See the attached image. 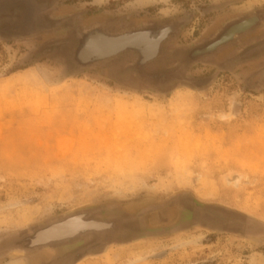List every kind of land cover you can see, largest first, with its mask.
Returning a JSON list of instances; mask_svg holds the SVG:
<instances>
[{
	"label": "rangeland",
	"instance_id": "obj_1",
	"mask_svg": "<svg viewBox=\"0 0 264 264\" xmlns=\"http://www.w3.org/2000/svg\"><path fill=\"white\" fill-rule=\"evenodd\" d=\"M38 1L48 7L41 19L55 27L6 35L1 27L18 13L0 15V243L101 205L132 214L162 205L145 218L149 227L167 226L180 214L168 204L187 194L262 227L195 226L113 244L77 264H264V20L183 63L234 20L264 15V0ZM164 22L180 29L145 69L180 67L169 83L136 73L132 52L85 68L72 63L75 35L85 29ZM53 256L12 253L0 264H49Z\"/></svg>",
	"mask_w": 264,
	"mask_h": 264
},
{
	"label": "water",
	"instance_id": "obj_2",
	"mask_svg": "<svg viewBox=\"0 0 264 264\" xmlns=\"http://www.w3.org/2000/svg\"><path fill=\"white\" fill-rule=\"evenodd\" d=\"M26 1L0 0V15L18 13L15 19L1 27L2 33L11 36H26L56 26L54 23H47L41 19V14L48 9L46 5L38 0H31L32 3L28 6ZM263 20V14H250L234 20L211 41L192 47L185 55L183 63L189 64L215 53L220 47L233 42L238 36L260 25ZM28 21H31L35 27H25L29 23ZM179 29V25L173 22L120 32H111L103 27L94 26L75 35L76 45L71 52L72 63L79 68H85L132 52L136 57L132 63L133 70L147 82L163 85L176 78L180 67L173 71L157 72H148L145 67L163 54L164 43L177 34ZM168 205L178 208L179 218L175 223L162 227H149L145 218L149 212L161 210L162 205L147 207L137 214L106 205L81 208L8 237L0 243V258L12 253L29 254L50 250L54 252V256L49 264H76L89 256L105 252L113 244H125L140 239L167 236L195 226L223 231L234 230L242 233L248 231L252 233L262 227L257 221L241 217L240 214L220 206L201 203L187 194L175 198ZM87 213L91 217L88 219L92 222L96 221L97 226L88 223L89 225L82 226L85 228H80L77 234L53 239L45 244L21 247L16 244L20 238L33 237L37 232L52 224H65L71 219H76ZM84 217L81 220H84ZM247 225L251 226V230ZM114 235L117 236L114 237ZM76 254H83V256L79 261L73 263L71 259Z\"/></svg>",
	"mask_w": 264,
	"mask_h": 264
},
{
	"label": "bare ground",
	"instance_id": "obj_3",
	"mask_svg": "<svg viewBox=\"0 0 264 264\" xmlns=\"http://www.w3.org/2000/svg\"><path fill=\"white\" fill-rule=\"evenodd\" d=\"M10 2V1H9ZM26 3L28 4V2L26 1ZM29 6V4H28ZM28 8H27V12H28ZM234 180V179H233ZM235 181V180H234ZM233 181V182H234ZM238 181V179H236V182ZM234 182V183H236ZM85 215V214H84ZM84 215H81V217H78L76 219H71L70 221H68L67 223H63V224H52L51 226H49L46 229H42L39 232H37L35 235H33V237H24V238H20L16 243L18 246H30L32 244H45L48 241H51L53 239H59V238H64V237H68L70 235H74L77 234L78 231L80 230V228H85L82 226H86V225H95L97 226V223L92 222V220H89V213H87L84 217ZM84 217V220H89V221H84L81 220V218ZM94 221V220H93ZM89 223V224H88ZM100 225V224H99ZM101 226H103V224L101 223ZM101 228V227H99ZM117 235H114V237ZM79 255V257H78ZM76 254L75 257H73L71 260L73 263H76L77 261H79L83 254ZM83 261V260H82ZM79 261V262H82ZM77 262V263H79ZM76 263V264H77ZM251 264H256V262L252 261ZM258 264V263H257Z\"/></svg>",
	"mask_w": 264,
	"mask_h": 264
}]
</instances>
